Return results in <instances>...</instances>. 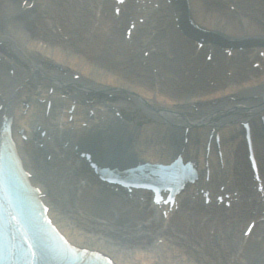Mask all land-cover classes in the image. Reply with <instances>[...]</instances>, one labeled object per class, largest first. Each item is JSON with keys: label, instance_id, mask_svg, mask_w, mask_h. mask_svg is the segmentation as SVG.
<instances>
[{"label": "bare ground", "instance_id": "1", "mask_svg": "<svg viewBox=\"0 0 264 264\" xmlns=\"http://www.w3.org/2000/svg\"><path fill=\"white\" fill-rule=\"evenodd\" d=\"M23 1L0 0V41L13 47L19 57H12V76L1 77L0 73V103L5 112L13 114L17 127L30 117L26 115L20 121L18 112L24 102L19 106L16 103L24 99L29 102V113L36 95L51 99L50 115L58 109L53 103L73 100L82 111L84 101L94 99L87 106L96 110L98 121L102 106L106 110L102 126L113 131V110L100 104L107 99L120 106L135 123L150 122L143 130L145 137L159 139L155 148L171 147L177 141L176 132L180 136L181 127L187 126L189 137L184 145L190 154L197 150L200 157L203 147L210 148L208 154L213 159L216 148L209 141L212 137L207 133L199 138L200 132L211 125L227 135L219 136L218 149L231 156L237 154L234 158L242 164L245 143L242 133L232 128L238 120L247 119L253 127L256 153L264 159V136L259 137L258 119V114L264 113V56L258 54L264 48V0H188L189 15L178 2L183 17L189 16L194 23L195 26L187 22L193 32L202 29L201 34L209 39L227 37L243 46H252L253 41L259 40L258 51L243 48L232 56H226L222 53L225 47L210 40L201 44L202 49H196L193 43L200 40L187 38L176 26L180 19H174L173 11L162 0H149L146 4V25L138 22L141 14L136 10H123L118 15L111 12L113 0ZM129 21L134 27L126 36L123 25ZM207 53L211 54L210 60L204 57ZM250 57L258 61V67L249 64ZM74 73H78L77 78H73ZM25 85L30 86L27 92ZM61 94H66V99L60 98ZM66 115L51 116L49 120L63 122ZM59 127L72 128L69 135L75 136L78 144L89 143L87 132H75L82 131L79 122ZM118 130V135L127 141L130 127ZM231 134L235 136L228 137ZM139 138L138 144H123L120 151H106L123 154L144 150L145 146L138 147ZM91 140L99 147H108L104 138ZM38 141L45 143L39 134L29 133L28 142L21 144L27 147L26 165L45 180L49 213L77 245L102 250L120 264H228L224 251L232 248L226 235L230 226L215 229V233L224 235L216 241L215 233H207L211 221L200 223L205 212L200 213L198 208L173 214L169 226H163L161 218L149 219L150 211L144 206L133 207L131 202L125 203L95 185L87 164L71 152L53 155L49 146L53 159L48 161L43 155L44 147L35 145ZM68 157L87 168L88 175L82 169L77 172L79 177L69 172L73 164ZM232 161L231 157L224 160L226 165ZM262 161L257 162L262 166ZM210 169L213 171L212 166ZM241 172L233 171V175ZM98 174L117 176L122 184L131 183L106 168L100 167ZM83 178L84 185L79 183ZM260 232L264 233V227ZM158 238L162 240L156 244ZM245 247V263H264V234L260 241Z\"/></svg>", "mask_w": 264, "mask_h": 264}, {"label": "snow or ice", "instance_id": "2", "mask_svg": "<svg viewBox=\"0 0 264 264\" xmlns=\"http://www.w3.org/2000/svg\"><path fill=\"white\" fill-rule=\"evenodd\" d=\"M3 188H4V181H3V178L0 177V190H3ZM17 215H18V214L13 215V216L11 217V219L14 220V221H16V222L18 223ZM57 235H59V234L57 233ZM24 239H25L26 242H28L29 249L31 250V255L34 257V256L36 255V252H35V250L32 248V241H31L30 237L25 236ZM61 240H63V237H61ZM65 243H67V242L65 241Z\"/></svg>", "mask_w": 264, "mask_h": 264}, {"label": "rangeland", "instance_id": "3", "mask_svg": "<svg viewBox=\"0 0 264 264\" xmlns=\"http://www.w3.org/2000/svg\"><path fill=\"white\" fill-rule=\"evenodd\" d=\"M250 64V63H249ZM38 179H41V177L40 176H38Z\"/></svg>", "mask_w": 264, "mask_h": 264}]
</instances>
